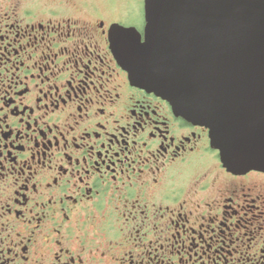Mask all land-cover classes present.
<instances>
[{"label": "flooded vegetation", "instance_id": "flooded-vegetation-1", "mask_svg": "<svg viewBox=\"0 0 264 264\" xmlns=\"http://www.w3.org/2000/svg\"><path fill=\"white\" fill-rule=\"evenodd\" d=\"M145 25V0H0V264H264V172L130 79L112 32Z\"/></svg>", "mask_w": 264, "mask_h": 264}, {"label": "water", "instance_id": "water-1", "mask_svg": "<svg viewBox=\"0 0 264 264\" xmlns=\"http://www.w3.org/2000/svg\"><path fill=\"white\" fill-rule=\"evenodd\" d=\"M144 40L112 32L130 79L205 125L231 171L264 172V0H145Z\"/></svg>", "mask_w": 264, "mask_h": 264}, {"label": "rangeland", "instance_id": "rangeland-1", "mask_svg": "<svg viewBox=\"0 0 264 264\" xmlns=\"http://www.w3.org/2000/svg\"><path fill=\"white\" fill-rule=\"evenodd\" d=\"M117 1V0H116ZM121 1V0H120ZM136 4H134V10L137 12L136 16L137 18H135V22L138 23L141 21V14H140V11H141V1L137 3V1L135 2ZM133 13V12H132Z\"/></svg>", "mask_w": 264, "mask_h": 264}]
</instances>
